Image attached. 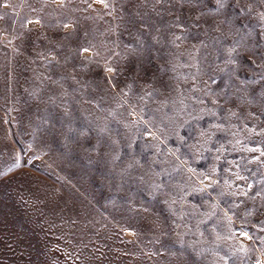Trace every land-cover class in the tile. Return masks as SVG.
<instances>
[{
	"label": "rangeland",
	"instance_id": "obj_1",
	"mask_svg": "<svg viewBox=\"0 0 264 264\" xmlns=\"http://www.w3.org/2000/svg\"><path fill=\"white\" fill-rule=\"evenodd\" d=\"M0 264H264V0H0Z\"/></svg>",
	"mask_w": 264,
	"mask_h": 264
},
{
	"label": "snow or ice",
	"instance_id": "obj_2",
	"mask_svg": "<svg viewBox=\"0 0 264 264\" xmlns=\"http://www.w3.org/2000/svg\"><path fill=\"white\" fill-rule=\"evenodd\" d=\"M85 51H87V50H85Z\"/></svg>",
	"mask_w": 264,
	"mask_h": 264
}]
</instances>
